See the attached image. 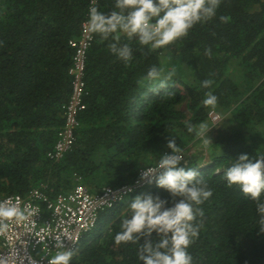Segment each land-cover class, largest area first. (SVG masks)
Masks as SVG:
<instances>
[{"label":"trees","instance_id":"trees-1","mask_svg":"<svg viewBox=\"0 0 264 264\" xmlns=\"http://www.w3.org/2000/svg\"><path fill=\"white\" fill-rule=\"evenodd\" d=\"M113 4L99 0L104 12ZM89 6L90 0H0L2 197L25 196L41 186L54 197L72 190L76 179L94 194L132 184L142 166H154L167 151L168 136L184 150L194 148L199 140L187 132L185 121L206 122L214 128V156L201 173L213 196L201 206L203 226L189 251L196 264H264L255 206L223 179L233 158L264 154V0H221L212 21L196 26L167 51L137 53L128 67L96 37L85 67L87 109L71 151L55 162L47 154L64 125L72 93L70 41L79 40ZM152 65L172 73L159 92L138 83ZM209 79L213 85L204 89L202 82ZM207 91L218 98L215 109L202 104ZM213 111L221 118L216 125ZM187 161L192 168L202 162ZM144 192L167 195L148 185L131 196ZM129 197L100 211L97 227L84 235L71 264H137V245L114 242Z\"/></svg>","mask_w":264,"mask_h":264},{"label":"clouds","instance_id":"clouds-1","mask_svg":"<svg viewBox=\"0 0 264 264\" xmlns=\"http://www.w3.org/2000/svg\"><path fill=\"white\" fill-rule=\"evenodd\" d=\"M220 7L221 0H114L112 10L104 12L99 0H91L85 31L106 42L109 53L128 67L137 59V53L147 56L167 51L196 26L216 18ZM219 20L224 23L227 18L220 16ZM171 77V72L166 74L163 67L152 65L138 83L159 92L168 87ZM212 85L209 79L201 86L210 89ZM217 102L212 91H207L202 100L205 107L212 109ZM185 127L205 149L213 144L210 133L214 128L208 123L185 121ZM168 137L167 151L157 156L154 166H142L139 171L137 184L145 185L129 188L132 193L127 197L148 185H155L167 195L144 192L129 197L114 237L116 245H137V264H196L189 249L199 239L203 226L198 220L204 216L201 206L213 196L201 173L208 170L210 163L187 166L184 149L176 138ZM223 179L229 188L238 187L244 198L254 204L258 235H264V154L242 153L233 158ZM35 212L30 203L20 206L18 199L15 203L0 200V232H6L12 224L29 221ZM53 247L55 253L46 257V264H71L75 253L59 237Z\"/></svg>","mask_w":264,"mask_h":264},{"label":"built area","instance_id":"built-area-1","mask_svg":"<svg viewBox=\"0 0 264 264\" xmlns=\"http://www.w3.org/2000/svg\"><path fill=\"white\" fill-rule=\"evenodd\" d=\"M85 21L79 40L70 41V47L75 52V62L69 72L74 78L72 93L64 107V125L58 133L54 149L47 154L55 162L61 161L71 151L80 127V116L87 109L85 67L96 37L85 31ZM210 119L213 125L221 121L214 111L210 113ZM143 185L137 184L136 180L134 184L107 187L102 193L94 194L78 184L72 190L54 197L44 191L46 186H41L25 196L15 194L2 197L0 200L12 203L18 199L20 206L30 203L36 212L29 221L12 224L6 232H0V264H46V257L55 253L53 245L57 237L67 249L77 254L84 235L97 227L100 211L113 208L123 201L132 193L128 192L129 188L135 190Z\"/></svg>","mask_w":264,"mask_h":264},{"label":"rangeland","instance_id":"rangeland-1","mask_svg":"<svg viewBox=\"0 0 264 264\" xmlns=\"http://www.w3.org/2000/svg\"><path fill=\"white\" fill-rule=\"evenodd\" d=\"M184 151H185V157L186 158L191 159V158L194 157V159L202 160L203 163L211 162L212 159H213V156H214V154L211 152L210 146L207 149H205L200 141L194 146V148L193 147H189V148H187ZM76 181H77L76 185H78V184L84 185L82 183V181H83L82 179H76ZM66 192H68V191H66ZM93 232L94 231L92 230L90 235Z\"/></svg>","mask_w":264,"mask_h":264},{"label":"crops","instance_id":"crops-1","mask_svg":"<svg viewBox=\"0 0 264 264\" xmlns=\"http://www.w3.org/2000/svg\"><path fill=\"white\" fill-rule=\"evenodd\" d=\"M3 196V194L0 193V198Z\"/></svg>","mask_w":264,"mask_h":264}]
</instances>
